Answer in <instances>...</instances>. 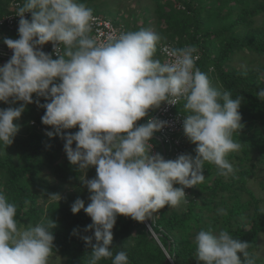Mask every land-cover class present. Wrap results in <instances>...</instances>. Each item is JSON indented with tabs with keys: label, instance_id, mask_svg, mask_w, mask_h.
<instances>
[{
	"label": "clouds",
	"instance_id": "clouds-1",
	"mask_svg": "<svg viewBox=\"0 0 264 264\" xmlns=\"http://www.w3.org/2000/svg\"><path fill=\"white\" fill-rule=\"evenodd\" d=\"M27 12L31 20L25 18ZM16 15L19 38L4 39L13 54L0 66V101L22 103L0 109V143L6 147L14 142L19 130L14 121L28 104L36 103L46 110L42 123L54 129L46 135H60L66 141L69 162L82 172L95 166L94 178L81 176L91 202L85 207L77 198L71 206L73 214L83 209L92 219L84 230H94V236L82 237L92 250L88 264L113 257L110 246L118 215L143 222L165 206H179L185 188L204 182L206 162L216 165L221 176L234 171L226 156L240 149L232 135L243 127L242 98L233 99L230 92L212 86L208 75L196 67L199 55L194 46H164L161 51L168 59L162 62L154 58L161 37L150 29L98 42L89 35L92 9L77 0H24ZM48 42L55 59L42 50ZM256 96L264 100V89ZM40 97L46 102L42 104ZM180 101L188 150L190 141L196 154L166 160L164 154H153L149 142L167 122L152 118L136 122L162 102ZM76 126L79 131L74 134L62 132ZM16 214L17 206L0 191V264H49L55 222L20 228ZM194 243L198 264H255L248 242L227 231L201 230ZM112 264H129L127 253H116Z\"/></svg>",
	"mask_w": 264,
	"mask_h": 264
},
{
	"label": "trees",
	"instance_id": "trees-1",
	"mask_svg": "<svg viewBox=\"0 0 264 264\" xmlns=\"http://www.w3.org/2000/svg\"><path fill=\"white\" fill-rule=\"evenodd\" d=\"M12 1L0 0V18L15 10ZM16 1L21 6L24 3ZM152 1V14L142 20L148 19L151 31L161 37L154 58L163 62L162 44L169 43L174 48L194 46L199 54L196 67L208 75L212 86L230 92L233 99L242 98L239 111L243 127L232 135L240 149L226 156L233 166L232 173L221 176L216 165L206 162L203 183L190 188L179 206H165L152 214L151 228L162 247L144 221L118 215L110 246L113 257L102 258L98 264H112L119 251L127 253L129 264H198L194 240L201 230H224L233 238L247 241V251L255 264H264V256L257 253L264 246V198L257 197L248 187L256 176L253 158L264 159V100L256 96L264 89V0ZM77 2L91 8L95 15L110 12L101 9L97 0ZM121 18L115 15L111 21L124 27ZM5 38L18 39V30L0 25V46L7 48ZM241 52L253 56L258 61L255 66H232L231 61ZM2 58L0 63L8 61ZM39 99L42 104L46 102L43 97ZM21 103L9 105L0 101V109L19 107ZM183 103L177 110L186 115ZM45 111L36 103L28 104L19 120L14 121L19 125L14 142L6 147L0 143V191L17 206L18 227L53 220V253L63 256L65 264H88L92 250L82 237L94 236V230H84L92 219L83 209L73 214L71 206L79 198L87 207L90 193L81 180L84 173L79 165L67 159L66 141L60 135H46L54 129L42 123ZM77 131L78 126L62 130L65 134ZM190 147L186 153L195 156L196 145L192 143ZM162 148L163 151H156L164 154L166 160L174 157V151L163 145ZM89 175L96 176L95 167H89ZM92 242L96 243L94 238ZM238 255L243 261V255Z\"/></svg>",
	"mask_w": 264,
	"mask_h": 264
},
{
	"label": "built area",
	"instance_id": "built-area-1",
	"mask_svg": "<svg viewBox=\"0 0 264 264\" xmlns=\"http://www.w3.org/2000/svg\"><path fill=\"white\" fill-rule=\"evenodd\" d=\"M11 4L15 10L2 16L0 18V25L6 26L9 30H18V22L20 17L17 16L16 13L18 6H21V4L16 0H13ZM24 15L25 18L29 19L30 12H27ZM93 17L94 22L92 23V31L90 36L95 37L98 42H106L110 35H119L120 33L126 32L122 25H115L107 17L95 14H93ZM164 46L172 47V45L166 43L160 46V53L165 61L168 59V57L161 51L162 47ZM61 48H63V46H61ZM42 50L46 53L53 54L54 59L57 58L53 53L52 42H48L43 45ZM12 54L13 50L8 46L7 48L0 46V57H3L2 59L9 60ZM179 103L177 105H169L166 102H162L158 108L150 109L148 111V115L136 122L137 124H143L146 123L149 118L167 122V124L159 131L154 132L153 137H155L163 145V147L166 146L170 151H174V157L172 160L176 159L179 154L186 153L188 151V138L185 136L183 130V121L185 119V115L181 111L177 110ZM149 143L153 145L151 142ZM152 151L153 154L157 152L154 145ZM164 156L165 155H163V157ZM189 189L190 188H185L186 194L188 193Z\"/></svg>",
	"mask_w": 264,
	"mask_h": 264
},
{
	"label": "rangeland",
	"instance_id": "rangeland-1",
	"mask_svg": "<svg viewBox=\"0 0 264 264\" xmlns=\"http://www.w3.org/2000/svg\"><path fill=\"white\" fill-rule=\"evenodd\" d=\"M97 4L101 9H106L110 11L106 13L102 11L100 12V15H104L110 20L115 15H118L119 18L122 17L121 23L128 31H138L141 28L152 30V25L150 24V21L148 19L142 20L145 15L152 14V0H97ZM134 23H136L135 26H133ZM257 62L254 60L253 56L247 55L245 52H241L231 61V65L237 67H251L255 66ZM4 63L6 62L0 63V66H2ZM150 142L155 146L156 149L158 148L163 151L162 144L158 142L155 137H152ZM189 143L192 144L190 141ZM166 148L169 151L168 147ZM253 161L256 164V176L248 182V187L253 191V193L257 197L264 198V159L260 160L259 157H254ZM83 173L87 179L91 177V175H89V168L86 170V172ZM47 177L49 179L51 178L49 175ZM27 224L23 225L21 228H27L32 226V223L28 226ZM257 253L262 254L264 256V246H261V249H258ZM49 264H65V258L59 254L53 253L52 257H50Z\"/></svg>",
	"mask_w": 264,
	"mask_h": 264
},
{
	"label": "water",
	"instance_id": "water-1",
	"mask_svg": "<svg viewBox=\"0 0 264 264\" xmlns=\"http://www.w3.org/2000/svg\"><path fill=\"white\" fill-rule=\"evenodd\" d=\"M151 217H149L148 219H146L145 221H144V223H145V225H146V229L147 230H149L151 233V236L158 242V244L162 247V245H161V243H160V241H159V239H158V235L152 230V228H151ZM166 255H167V257L169 258V255H168V253L166 252Z\"/></svg>",
	"mask_w": 264,
	"mask_h": 264
}]
</instances>
